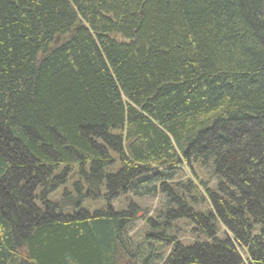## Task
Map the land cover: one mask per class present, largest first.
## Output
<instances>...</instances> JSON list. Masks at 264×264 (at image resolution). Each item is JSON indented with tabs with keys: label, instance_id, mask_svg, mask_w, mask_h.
<instances>
[{
	"label": "trees",
	"instance_id": "16d2710c",
	"mask_svg": "<svg viewBox=\"0 0 264 264\" xmlns=\"http://www.w3.org/2000/svg\"><path fill=\"white\" fill-rule=\"evenodd\" d=\"M0 264H264V0H0Z\"/></svg>",
	"mask_w": 264,
	"mask_h": 264
},
{
	"label": "rangeland",
	"instance_id": "374dc122",
	"mask_svg": "<svg viewBox=\"0 0 264 264\" xmlns=\"http://www.w3.org/2000/svg\"><path fill=\"white\" fill-rule=\"evenodd\" d=\"M194 173L197 175L198 179L204 182L207 186L213 187L217 183V178L213 175L210 167H202L193 165L192 167ZM176 178L185 180L186 178L192 179L198 186V180L196 181L191 174V171L188 166L183 164L182 169L180 171H176ZM62 189V188H61ZM199 191L202 193V189L199 187ZM60 190L58 189L53 196L59 197ZM133 200L137 202L140 206L141 210L139 212L140 217H138L131 225L129 234L135 240L142 242V234L144 229L146 228L145 217L156 216L159 211L164 210L166 207L164 206V197L161 193L155 196H144V197H133ZM102 204L101 201H87L83 204V207L90 208L91 210L97 207H100ZM113 205L116 208H123L124 205V197L119 198L114 201ZM180 231L177 232V236L182 241L190 242L193 241V237L189 234L191 230V225L185 222L183 219L177 220L174 223ZM170 248H164L163 250H169ZM166 251V252H167ZM243 254V252H242Z\"/></svg>",
	"mask_w": 264,
	"mask_h": 264
}]
</instances>
